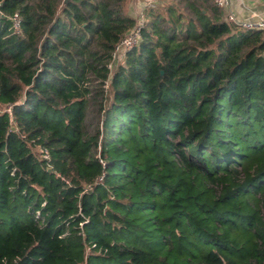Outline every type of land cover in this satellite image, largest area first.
Segmentation results:
<instances>
[{"label":"trees","instance_id":"trees-1","mask_svg":"<svg viewBox=\"0 0 264 264\" xmlns=\"http://www.w3.org/2000/svg\"><path fill=\"white\" fill-rule=\"evenodd\" d=\"M128 2L0 0V264H264L263 33L171 0L109 69Z\"/></svg>","mask_w":264,"mask_h":264},{"label":"built area","instance_id":"built-area-1","mask_svg":"<svg viewBox=\"0 0 264 264\" xmlns=\"http://www.w3.org/2000/svg\"><path fill=\"white\" fill-rule=\"evenodd\" d=\"M154 0H145L144 7L152 6ZM214 4L219 8H225L229 0H213ZM143 10L138 11L137 16L135 18L134 26L118 41V43L114 46L113 52L111 54V60L107 64V67L110 69L115 61H117L124 51L133 47L139 37V29L142 25L143 19ZM14 19V18H13ZM226 20L229 22H233L239 24L244 29H256L260 30L264 36V14L256 16L255 19L247 20V21H237L231 14L226 15ZM13 28L16 30V20H13ZM8 111V108L5 109ZM41 155L43 158H47V153L43 150L41 151Z\"/></svg>","mask_w":264,"mask_h":264},{"label":"crops","instance_id":"crops-1","mask_svg":"<svg viewBox=\"0 0 264 264\" xmlns=\"http://www.w3.org/2000/svg\"><path fill=\"white\" fill-rule=\"evenodd\" d=\"M145 0H129L127 12L136 18L138 11L143 10ZM164 0H156L152 6ZM231 14L237 21H247L255 19L256 16L264 14V0H229L228 5L223 8V16Z\"/></svg>","mask_w":264,"mask_h":264},{"label":"rangeland","instance_id":"rangeland-1","mask_svg":"<svg viewBox=\"0 0 264 264\" xmlns=\"http://www.w3.org/2000/svg\"><path fill=\"white\" fill-rule=\"evenodd\" d=\"M156 0H154L153 2H155ZM171 0H164V3H158L157 5H154V8H162L163 6H165L166 4L170 3ZM113 66H111L112 68Z\"/></svg>","mask_w":264,"mask_h":264}]
</instances>
